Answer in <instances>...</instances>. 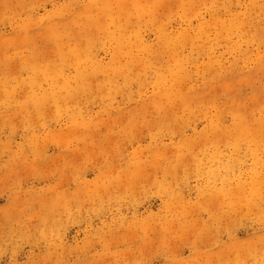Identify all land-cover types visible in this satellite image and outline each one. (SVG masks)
<instances>
[{
    "label": "rangeland",
    "instance_id": "obj_1",
    "mask_svg": "<svg viewBox=\"0 0 264 264\" xmlns=\"http://www.w3.org/2000/svg\"><path fill=\"white\" fill-rule=\"evenodd\" d=\"M0 264H264V0H0Z\"/></svg>",
    "mask_w": 264,
    "mask_h": 264
},
{
    "label": "bare ground",
    "instance_id": "obj_2",
    "mask_svg": "<svg viewBox=\"0 0 264 264\" xmlns=\"http://www.w3.org/2000/svg\"><path fill=\"white\" fill-rule=\"evenodd\" d=\"M111 1V0H110ZM143 1V0H142ZM129 7V6H128ZM162 8V7H161ZM115 13H116V11H115ZM132 19V18H131ZM91 22V21H90ZM166 30V29H165ZM170 37V36H169ZM170 38H172V37H170ZM125 39V38H124ZM168 41H170V39H168V37L166 38ZM167 41V43H169ZM170 42H172V41H170ZM166 44V43H165ZM173 44V43H172ZM181 44V43H180ZM165 46V45H164ZM167 46V45H166ZM174 56V55H173ZM139 61V60H138ZM148 67V66H147ZM143 68V67H142ZM149 69V68H148ZM141 72V71H140ZM170 98V97H169ZM240 109V108H239ZM239 119V118H238ZM239 120H241V119H239ZM253 125V124H252ZM235 126V125H234ZM232 127H233V125H232ZM238 127V126H237ZM239 127H240V125H239ZM237 129V128H236ZM241 129V128H240ZM240 129H239V131H240ZM235 132H237V131H235ZM235 135V134H234ZM140 166V165H139ZM136 167V166H135ZM134 171V170H133ZM128 173V172H127ZM130 173V172H129ZM134 173V172H133ZM257 177V176H256Z\"/></svg>",
    "mask_w": 264,
    "mask_h": 264
}]
</instances>
